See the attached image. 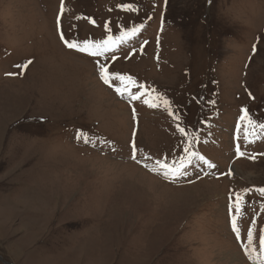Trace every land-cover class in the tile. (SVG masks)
Returning a JSON list of instances; mask_svg holds the SVG:
<instances>
[{
  "label": "rangeland",
  "instance_id": "obj_1",
  "mask_svg": "<svg viewBox=\"0 0 264 264\" xmlns=\"http://www.w3.org/2000/svg\"><path fill=\"white\" fill-rule=\"evenodd\" d=\"M132 28L101 55L61 39L97 42ZM212 78L215 119L202 92ZM117 88L142 93L124 102ZM242 103L264 123V0H63V10L62 0H0V264H226L237 249L264 264L263 151L233 165L255 175L188 184L156 163L211 156L221 169L235 131L264 150V130L236 127L239 115L228 121ZM204 118L218 130H205ZM126 144L136 163L121 159ZM233 215L252 232L246 253L228 232Z\"/></svg>",
  "mask_w": 264,
  "mask_h": 264
},
{
  "label": "snow or ice",
  "instance_id": "obj_2",
  "mask_svg": "<svg viewBox=\"0 0 264 264\" xmlns=\"http://www.w3.org/2000/svg\"><path fill=\"white\" fill-rule=\"evenodd\" d=\"M124 7H130L128 5H124ZM62 10H63V0H62ZM139 29L137 28H132L131 30L127 31V32H122L121 35L119 37H113L111 35H109L107 37V39H104L102 41H97V42H92V41H88L85 40L82 44L75 42V41H69L67 39L64 38L63 33H61V39L64 41L65 45L70 48V49H78L81 52H87L90 53L92 55H101L103 52L108 51L109 48L115 46L118 42H122L124 40H126L129 36H133L136 34V32ZM255 49V46H254ZM115 59V57H114ZM31 61L26 62V64L24 65H19L18 67H24L26 68L28 64H30ZM100 78L103 80V82L105 84H109L111 81V77H112V73L109 72L108 68L104 65H100ZM119 79L121 80H127L130 83H132V78L130 76H120ZM141 87H144L143 85H141ZM118 92H121L122 90L117 88ZM126 91V89H125ZM139 96H132V99H139ZM158 99V97H157ZM145 103H147L150 107H157L158 105L155 102L152 101H145ZM163 103L165 105L168 104L167 100H164ZM242 120H247L249 125L255 129V128H260L261 130H264V123H257L256 121L252 120L249 115L247 110L245 109L244 112V116L241 117ZM179 131L181 133L185 132V129L180 128ZM251 134H255V133H251ZM136 149H135V145H133V152L135 153ZM237 153L239 155H243L242 152H240L239 146H237ZM192 155H196V153H192ZM133 159H135V155L133 154ZM201 159H203V157H201ZM157 165L159 166V168L164 170V175L166 177H168L169 175L171 176H178V175H182V168L183 165L181 164L179 167H172L166 163H163L161 161H157L156 162ZM211 166V165H210ZM262 193H264V189L260 190ZM262 209H264V206H262ZM240 210V201H239V197H237L236 200V211L239 212ZM232 228L233 230L237 233V237L239 238V229L237 227V216L233 215L232 217ZM253 241V235L251 230L248 232V244L249 246L252 244ZM260 245L262 248V251H264V236L260 237ZM262 259H264V257H262Z\"/></svg>",
  "mask_w": 264,
  "mask_h": 264
},
{
  "label": "bare ground",
  "instance_id": "obj_3",
  "mask_svg": "<svg viewBox=\"0 0 264 264\" xmlns=\"http://www.w3.org/2000/svg\"><path fill=\"white\" fill-rule=\"evenodd\" d=\"M138 132V131H137ZM235 173H237L238 175L244 176V174L248 173L251 175H255V172L252 170H247L244 168H240L238 169L237 167L234 168ZM146 176V175H145ZM143 178V177H142ZM250 178V177H249ZM150 179V178H149ZM152 179V178H151ZM155 180V179H153ZM148 181V180H147ZM150 182V181H149ZM254 183V182H251ZM235 254L233 255L230 251L225 253V251H223L226 255H223V262H226V264H238V258H240V264H249L246 262V260L242 257L241 252L237 249L235 250Z\"/></svg>",
  "mask_w": 264,
  "mask_h": 264
}]
</instances>
